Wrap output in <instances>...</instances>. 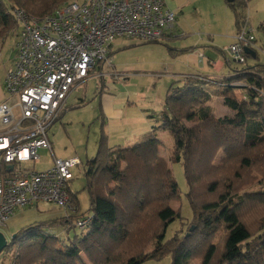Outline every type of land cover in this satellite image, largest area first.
I'll return each instance as SVG.
<instances>
[{"label": "trees", "instance_id": "16d2710c", "mask_svg": "<svg viewBox=\"0 0 264 264\" xmlns=\"http://www.w3.org/2000/svg\"><path fill=\"white\" fill-rule=\"evenodd\" d=\"M73 1L0 0V41L15 33L12 11L41 18ZM249 1L225 0L237 33L247 27ZM253 43L254 58L245 55L236 68L225 59L226 75H193L184 77L181 87L170 85L157 117L160 125L134 145L108 147L102 132L84 173L89 213H80L71 181L67 193L74 212L11 236L3 250L13 251L10 264H143L167 256L170 264H264V189H253L264 188V64H247L260 51L255 37ZM112 56L110 50L107 57ZM103 68L102 62L96 68L100 83ZM236 90H241L242 101ZM214 97L233 115L215 117L209 106ZM83 105L81 101L76 108ZM158 131L173 138L167 161L158 155ZM179 162L192 218L183 234L166 240L169 225L182 220L179 209L171 207L180 196L170 164ZM5 174L0 159V176ZM86 216L91 221L81 230L76 223ZM56 227L80 233L63 240L52 234ZM149 247H154L151 252Z\"/></svg>", "mask_w": 264, "mask_h": 264}, {"label": "rangeland", "instance_id": "374dc122", "mask_svg": "<svg viewBox=\"0 0 264 264\" xmlns=\"http://www.w3.org/2000/svg\"><path fill=\"white\" fill-rule=\"evenodd\" d=\"M172 2L178 8L172 37L158 43L115 39L112 44L113 56L111 61L104 65L102 82L100 83L97 72L93 71L92 77L90 76L68 96L67 110L49 130L53 155L42 149L38 151L39 160L34 166L37 172L49 169L53 157L58 159L76 157L80 160V165L72 170L71 182V190L76 194L80 213H89L88 195L83 191L84 173L87 169V161L96 154L102 132L107 137L108 147H127L139 142L152 127L160 125L157 117L164 108L169 86L175 84L174 87H181L184 83V78L181 76L194 75L195 72L187 62L186 55L189 53L181 51L193 49L198 51L199 55L210 59L219 58L224 62L228 59L222 50L234 43L237 29L233 13L225 0H172ZM244 17L248 29L251 30L260 47L257 59L248 60L247 64H264V0H250L244 11ZM16 32H18L17 28ZM13 42L14 34L0 41V80L11 60ZM230 66V68L238 67L235 63H230ZM228 71V67L225 66L222 75H226ZM194 76L201 78L205 75L198 73ZM236 86L241 87L242 84ZM235 94L239 101L243 100L241 90H236ZM112 95L117 96L115 105L122 107L119 118L111 116L106 110L107 98H111ZM81 101H84V105L76 108ZM209 106L215 117L233 115L222 105L219 98H212ZM157 137L161 141L158 155L167 161L174 151L173 138L168 131H158ZM217 161L218 159L215 163ZM170 168L180 196L178 201L171 203V207L173 210L179 209L182 220H176L169 225L165 234L166 240L176 233L183 234L187 222L192 218L186 199L188 189L182 164L173 163L170 164ZM261 179L262 177L258 175V180ZM253 189L264 188L258 185ZM63 215V209L48 203H39L36 206L17 210L0 232L9 241L11 236L25 227L53 221ZM79 233L77 230H71L67 234L65 229L60 227L52 230L53 235L63 240ZM153 248L149 247L148 252ZM12 253L13 251H2L0 264H10ZM143 264H170V257L159 260L149 259ZM187 264H200V261L191 260Z\"/></svg>", "mask_w": 264, "mask_h": 264}, {"label": "built area", "instance_id": "2783aa9c", "mask_svg": "<svg viewBox=\"0 0 264 264\" xmlns=\"http://www.w3.org/2000/svg\"><path fill=\"white\" fill-rule=\"evenodd\" d=\"M12 16L18 32L0 103V159L6 172L0 176V229L17 210L39 203L74 212L67 190L80 160L53 157L49 169L37 172L38 151L53 155L49 130L72 91L99 63L110 61L115 39L161 41L174 27L176 15L165 0H75L41 18L20 10ZM253 41L251 30L243 27L223 52L243 64L244 50L256 49ZM90 221L86 216L76 226L83 230Z\"/></svg>", "mask_w": 264, "mask_h": 264}, {"label": "crops", "instance_id": "0c3cea01", "mask_svg": "<svg viewBox=\"0 0 264 264\" xmlns=\"http://www.w3.org/2000/svg\"><path fill=\"white\" fill-rule=\"evenodd\" d=\"M165 7L167 9L173 11L176 15L178 8L176 7V5H174L172 0H165ZM175 26L176 25L174 24V27L172 29H170L169 31H167L166 36L164 37V40H169L172 37L171 35H172L173 31L175 30ZM236 35H237V31L235 33L234 40H235ZM15 40H16V33H14V42H15ZM14 42L12 45V57H11V60L9 62L8 67L12 64L13 59H14V49H13ZM232 44H234V43H232ZM231 45H229V46H231ZM112 49H113V47H111V51H112ZM214 51H216V49H214ZM186 53H189L188 55H186V57L188 58L187 62H188V65L190 64L192 66V68H194V71H195L194 75L200 73V74H203L205 76H209L210 78H212V77H216V76L221 75L225 69L224 61L219 59V58H217V59L211 58L210 59V58L205 57V60L201 59L200 58L201 55L198 54V51H193V49H189ZM224 55L228 56V54H226V53H224ZM228 58H229V56H228ZM110 61H111V59H110ZM105 66H104V68H105ZM104 68H103V70H104ZM4 76H5V74L3 75L2 79L0 80V103L3 102V100L5 99ZM101 76H103V75L101 74ZM188 76H193V75H182L181 78L188 77ZM107 97H109V96H107ZM116 100H117V96H114V95H112L111 98H107V101H106L107 109L106 110L108 113H110L111 116H113L115 118H119L121 116L120 110H122L121 109L122 107L115 105ZM49 139H50V136H49ZM50 142H51V139H50ZM51 145H52V143H51Z\"/></svg>", "mask_w": 264, "mask_h": 264}, {"label": "water", "instance_id": "95a60500", "mask_svg": "<svg viewBox=\"0 0 264 264\" xmlns=\"http://www.w3.org/2000/svg\"><path fill=\"white\" fill-rule=\"evenodd\" d=\"M228 1H231V0H228ZM244 53L248 56H251L254 58L255 54L251 51V50H248V49H245L244 50ZM12 170V167H8L7 171L10 172ZM192 231V230H191ZM8 240L7 238L2 234V232H0V254L2 253V251L7 247L8 245Z\"/></svg>", "mask_w": 264, "mask_h": 264}]
</instances>
